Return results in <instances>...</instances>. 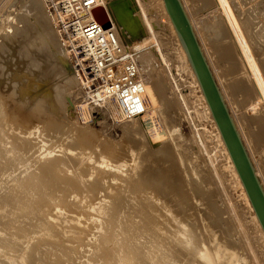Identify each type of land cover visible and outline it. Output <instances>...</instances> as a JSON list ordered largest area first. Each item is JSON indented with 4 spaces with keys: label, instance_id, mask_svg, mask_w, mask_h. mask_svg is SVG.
<instances>
[{
    "label": "rangeland",
    "instance_id": "obj_1",
    "mask_svg": "<svg viewBox=\"0 0 264 264\" xmlns=\"http://www.w3.org/2000/svg\"><path fill=\"white\" fill-rule=\"evenodd\" d=\"M20 1L21 0H0V26H2L3 23H5L7 21L8 13L11 12V10H13L15 13H19V14L23 13L24 5L26 6V4L28 3V0H25L24 2H22L23 0L21 1L22 4L24 3V5H22L20 3ZM183 1H184L183 2L184 6L187 7L186 10H187L188 14L190 15L191 20L194 21L192 23L194 24V27H195L194 28L195 29L194 30L195 34L197 36L198 42L200 43V46H202V48H204L203 49L204 56H205L207 62L210 61V62H208V65L210 66V69H211V71L213 73V76H214L215 80H217L216 83L218 82L217 84H218V86L220 88L221 95L225 96V97L223 96L224 100L227 99L225 101V103H226L227 106L229 105L228 108H229L230 113L232 114V116L234 118L233 121H234L235 124L237 123V125H238V127L240 129L241 136H242L246 146H248L247 143H249V145L251 146V148L248 146V149L250 151V155L252 157L253 163L256 164V165L260 164V167L261 166L264 167V163L262 162L263 161L262 160L263 159V154L260 155V154H258L256 152L257 151L256 147L263 146V148H264V141L261 139V132L262 131H263V137H264V125L258 126L257 127V133H255L256 132V127L255 128L251 127L249 125V123H245V122L242 121V118L240 116V111L242 110L243 106H242L241 102H237V99H241V97L238 96V94L240 92H238V93H236L235 95L232 96L231 93H230L231 91L229 89V86H227V85H229V82L233 83L235 81L236 77L229 76L228 73H226V72H224L225 76L221 74V70H222L221 67H223V65H221V64L223 62H220L219 58H216V56L218 57V55L215 52H213L214 51L213 49H214V47H216V44H217V46H222V47H225V45H226V43H224V41H222V42L225 45L224 44L222 45L221 42H220L221 40L218 41V39H214V38H218L217 37V32L219 30V25H217V23H218L219 20L216 21L218 16H219L218 9L215 6V4L211 5V4L206 3L203 0H183ZM229 2L231 3L233 10L235 12L240 13L241 14L240 17L242 19H244V20L246 19L245 21L250 23V25L252 27V31L254 32V34H253L254 40L252 41V43L254 45L253 51L255 52V56L257 57L260 65L262 66V69L264 71V16H263L264 15V10H262V9H264V7H263L264 6V0H229ZM205 4L206 5L208 4L207 5V10L205 9L206 7L203 6ZM132 5L134 6L135 11L143 10V11H146V13L147 12H151V13L155 14L154 17L151 20H149V21H147V20L145 21L144 19L138 20L137 23H136L137 24L136 25V30L137 31L135 30L134 33H131L130 35H128L125 38L126 41L127 40H132V42L130 44V47L133 48L134 50H136V52H137V58H138L139 65H140L141 70H142V75H143V77H144V79L146 81V87H147V89H146V102H147V105H146V111H145V113L142 116L131 118V119H128V121H127V120H122L123 117L121 115H119V113L117 112V110H116V108L114 106H110L107 110L106 109L105 110L104 109L103 110L102 109L93 110L92 108L88 107L85 104V101L83 99L84 97L82 95V91H81L80 85H79V87H77V86L76 87H71L70 83H73V81L69 80V82H68L66 79L63 78V77H65L64 75L61 76L62 77V78H60L61 81H60V79H58L59 82L57 81V79H53L54 80V82H53V80L51 81L48 78H45L44 81L42 82L43 84L47 85V84L53 82L54 85L55 84H59V87L60 86H62V87L59 88L57 91H54L55 92V93L53 92L54 94L52 93L53 94V96H52L53 98H49L50 97L49 96L46 99L42 98V100L38 99L37 101H33V103L29 104L30 106L27 105L29 107V110H28V107L24 106L25 104L23 105V103H19V105H17L18 104L17 101H19L21 99V97L19 98V94H20V96H22V94L24 93V89H25V87L23 85H20V83H18V82H20V79L25 77V76H29L30 79L31 78L35 79L34 78L35 76L32 75V74H31L32 76L30 74L27 75L26 74L27 73L26 70H24V69L22 70V68H19L18 70L20 72L17 70L18 72L15 71V72L11 73L9 78L4 81V83L5 82L6 83L8 82V83L7 84L5 83L6 85L4 84L5 88L4 87L1 88L2 89L1 93L3 95V102H5V106H7V104H8V106L4 107V104H3V108H4L3 112H7V111L9 112L10 110H12V111L15 110V112H13L14 116L13 115H9L10 117H8V112L3 116V117L7 116V117L4 118L5 122H4V120H1V121H3L5 123L6 127L0 121V128H1L0 130H2V132L0 131V137H1L0 138V142L4 143V144L0 143V147H2L1 148L2 150L3 149L6 150L5 148L9 149L12 146H15L13 144H16V143H13V142H16L18 140L20 141V140H22L21 137H25V136L28 139H30V144L31 143L32 144L35 143V144H34V146L31 144L32 148L30 147L28 151H22L23 155L20 154V152H18V151H17L18 153L15 152L16 153L15 156L17 155L16 158H19L20 160L16 159L15 156L12 157V151L8 152L9 154L6 153V155H5V157H7V158L9 157V160H10L9 161L10 162L9 165L10 164L11 165L10 166L8 165L7 169L4 168V170L5 169L6 170L5 171L2 170V173H0L1 174L0 175V180L3 179V178L5 179V181L9 179L8 182L6 181V183H5L4 180H2L1 183L2 184L5 183L6 186L3 187L2 189L0 187V189L2 190V191L0 190L2 192V193L0 192V208H1L0 210H2L0 212V223H1V221H3L1 223L3 228H2V226H0L1 227L0 228V231H1L0 235L2 234L1 236H7V235H4V234H8L9 233L10 229H8L9 228L8 226H10L9 223L12 221L11 219L13 218V217H11L12 215L10 216L9 214H6V217L4 216L5 213H6V209H7L8 212H10V210H12L11 209L12 207H13V209L15 207H17L16 208V212H18L17 210H19V211L21 210L19 208H21L20 206H22V205H20V204H22L23 202L20 203L19 199H14V198L12 199V197L11 198L9 197L12 194L13 195L15 194V196H16V194L18 192H20V190L14 189V187L17 185L16 180H19V181L21 179L24 180V178L26 179V177L32 176L31 173H33V176L29 177V179L31 181H33L31 178H34L35 176L37 178H39V177L42 178V179L35 178L36 180L34 181V183L35 182L36 183H40V182L42 183L43 181H45V179L47 180V178H51L52 179L51 182L55 181V184L54 183H50V181L48 180L49 183L52 184V185L49 186L50 189L48 188V190H47L48 192H46V193H51V194H54L55 196H61L62 199L64 198L65 200L71 201V202H75V201L78 202L79 200L80 201L85 200V201H82V202L79 201L80 205L82 203L81 208L80 207L78 208L76 205H71V207L69 206L70 208L74 207V208H72V210L70 208L66 207V209H69L71 212L65 209V211H67L68 214L69 213L72 214V213L76 212L75 213L76 214L75 215L76 216L75 217V222H73V223L72 222H66L67 221L66 220L67 219L66 215L63 216L61 219H58V220L52 218L54 220H53V222L52 221L50 222L51 226H53V224H54V226H55V224L57 225L56 222H59L60 224L62 222L63 225L62 224L61 225H62L63 228H59L60 231H62L63 229H65V230L68 229L67 233H66L67 236H66V234L64 235V238L68 239V243L66 245L65 244H63V245H64V247L67 246L69 248L66 247L67 250L65 251L64 250L65 248L63 247L62 244L59 243L58 240L55 241V240L51 239L54 242L55 245H58V244L60 245L58 247L57 246H53L54 244L52 242H51V244H45L46 247L43 246L44 243H40V242L38 243L37 242L38 243V244L36 243L37 244V246H36L37 249L38 250L40 249V251H42L41 249H43V251L46 252L47 249H44V248H48V251L46 253H47V255H50V256H47L46 254H43L44 252H40V251H38L35 248L36 251L33 250V252L35 254L40 252L41 254L38 253V256H36L32 252V256H34V260H35L36 263H34V260H33V263H31V264H41V263L42 264H44V263L45 264H49V263L50 264H54L55 262L53 260H55V261L58 260L55 264H57V263L58 264H86V263L87 264H103L102 260L97 259L95 257L96 256L95 252L99 253V251H97L95 248L93 249L92 246L95 247V245H91V244H95V240H97V238H99L100 236H102V235L103 236L110 235L111 232L115 236V238H117L116 240L119 242L121 240L120 238H122L123 235H124L123 231L126 230V229L125 230H123V229L125 227H127V226H130V224H132V223L141 224L142 221L144 222L148 218H151V220L153 222H155L157 219L159 220L161 218L160 214H163L162 212H165L164 215L168 214V216H169L172 211H175V209H177V205H176L177 202L174 203L175 200L173 201L170 198H166L167 199L166 200V199H164L165 197L164 198L162 197V200H165V201H163V202L157 201L158 200L157 198H159V200H161V196H162V194H160L162 192L159 191L160 188H161L160 186H162L161 191H162L163 188L164 189H168V188L169 189H171V188L175 189L174 187H178V189H181V191L183 189L184 190L183 192H185L187 190L184 194H185L186 200L188 199L189 203H187L188 201H186V203L188 204V205H186L187 206L186 209L188 211L185 210V212H186V214L187 213H189V214H188V218H187V215L184 212L183 216L180 214L181 216H178L176 219H178L179 217L180 218L182 217L181 218L182 221L184 219L186 221V222L184 221L185 223L183 222L182 224H186L187 223V224H189V226H187V227H191L192 226L190 229H193L192 231H186V233L188 232V233L191 234L192 238L190 237L189 234H188L189 237L188 236L185 237L186 236L185 233L184 234L183 233L180 234V232H182L183 230L182 231L180 230V232H179V236L180 237L182 235H184L183 237H185V238L181 237L182 239H185V240L187 239L188 240V238L189 239L191 238L190 241L188 240L189 241L188 246H186L188 248L182 247V249L184 248V250L187 249L186 252H184L182 250L183 253H187L188 250L189 251L195 250L194 251L195 254L193 256L190 255L191 257L189 256L190 259L189 258L186 259V261H187L186 263H188L189 260L190 261L191 260H195L197 264H199V263L202 264V262H203L202 260H204V261L207 260L206 262L210 261L209 264L210 263L211 264L212 263L215 264V262H216V264H221V263H223V264H264V242H263L264 239H263V236L261 235V233H260V231L258 229L259 227L257 226L254 218L252 217V213H251L250 207H248L249 203H248V201H247V199H246V197L244 195V192L242 190L241 185H239L240 183L238 182V180H237V178H236V176L234 174V171H233V168H232L231 163L229 161L228 155L226 154L225 150L223 149L222 142H220L218 136L216 135V131L214 129V126H213V124H211L212 122L209 121L210 117H209V114H207L208 112H207V109H206V105H205L204 99L202 100L200 95H199V89L197 87L195 79L193 78L190 65L188 64V62L186 60V56H185V54H184V52L182 50L180 42L177 39L175 31L173 30V27L170 24V21L168 20L167 13L162 10V7L160 5L159 0H134V4H132ZM208 6H210L211 8L208 7ZM212 6L214 8H212ZM17 8L18 9L21 8V9L18 10ZM210 9H212V10H210ZM210 11L211 12L213 11L214 13L211 14ZM260 11H262L263 13L260 12ZM93 13H94V11H93ZM147 14H148V16H150L149 13H147ZM215 17H217V18L215 19ZM214 24L218 28H216L214 26ZM211 30L213 32H215L216 35L214 33H212ZM261 30L263 32H261L259 34V31H261ZM2 39L3 38L0 37V40H2ZM211 51L213 52V54L211 53ZM210 53L212 54L211 56H210ZM217 59H218L219 63L217 62ZM67 63H68V60H67ZM211 64H212V67H211ZM68 68H70L71 71L73 72L71 61H70V66H69V63H68ZM46 79H47V81H46ZM62 79H64L65 81L64 80L62 81ZM220 79H221V81H220ZM14 82H15L16 86L13 85L14 87H12L11 84L14 83ZM63 82H64V84H63ZM17 86H19L20 89ZM70 87H71V89H70ZM222 87H223V90H225V89L227 90V91L225 90L226 92L224 91L225 94H223V92H222L223 91L221 89ZM225 87H227V88H225ZM72 88L74 90H76V91H74ZM76 88L79 89V90H77ZM15 89H17V90H15ZM5 90H7V91L5 92ZM22 90H23V92H22ZM25 91H26V89H25ZM11 92H12V95H11ZM27 94L28 93H26L25 95H27ZM227 94L229 95V97H228ZM16 95H17L18 98H16ZM6 96H8V98L11 97V96L12 97L15 96L14 97V101L15 102L13 101V99L11 97V98L8 99V103H7ZM58 97H60V98H58ZM230 98H231L232 101L230 100ZM4 99H6V100H4ZM58 99H59L60 104L63 105L64 107H61V106L57 105L58 103H56V102L58 101ZM235 99H236V104H235ZM10 100L13 101V102H11ZM242 100H243V97H242ZM62 101H63L64 104H62ZM227 101L229 102V104H228ZM164 102H165V104H164ZM14 104H16V105L13 108L12 106H14ZM20 104H21V106H20ZM38 105H40V107H42L43 110H42V108L38 109V107H37ZM166 105H167V107H166ZM16 106H17V109H16ZM31 106L34 107V109L37 107L35 109V111L37 110L36 113L38 111H40V110L42 111V112L40 111L41 115H39L40 114L39 112H38V114L35 113V115L38 116V118L40 117V119H36V116L34 115L35 111H34L33 108H31ZM21 108L23 109L22 111H21ZM31 109H33V110H31ZM18 110H20V111H18ZM24 110H25V112H24ZM27 110H28V112H27ZM12 111H10V112H12ZM110 111H112V113H113L112 116L109 114ZM16 112H19V114H20L19 117L17 116L18 113L16 114ZM31 112H33V113L31 114ZM43 112L45 114H43ZM94 112H96V113H94ZM25 113H28V114L30 113L29 114V118H31L32 120H29L27 118V119H24L22 121V119L25 118L23 115L28 117ZM106 113H108V114H106ZM144 115L145 116L147 115V116L145 117ZM11 116L13 118L14 117L17 118L18 121L16 120V118H14L16 120V124L14 123L15 121H14V119ZM20 116H23V117H20ZM30 116L34 117L35 120H33L34 118H32ZM43 116H45L46 118H44ZM47 116H49L51 118H49ZM148 116H149L150 119H148ZM168 116H169V118H168ZM208 117H209V119H208ZM43 119H46V120H43ZM147 119H148L149 122L147 121ZM6 120L8 122H6ZM51 120L52 121L54 120L53 123H55V125L53 123H51L53 125L50 124ZM24 121H26L28 123L25 122L26 123L25 124ZM42 121L44 122V124H43ZM150 121H152V123ZM153 122L155 124H153ZM242 122L244 124H242ZM13 123H14V125H16V127L13 126ZM17 123H18V125H17ZM21 123L23 125H25V127L27 129L26 128H22L21 127L22 126ZM47 124L50 127L53 126V128L55 130H53V128H50V127L46 126ZM57 124H58V126H57ZM61 124H62V126H61ZM142 124H145V125L142 127ZM19 125H20V127H18ZM119 125H122L124 127L122 128V126L120 127ZM9 126H11L12 130L7 128ZM58 127H60V128H58ZM125 127H127V129ZM152 127H153L154 130L152 129ZM5 128H7L8 131H10V132L4 133V130H5V132L7 130ZM143 128L145 130H143ZM24 129H26V130H24ZM140 129H142V130L140 131ZM150 129H152V131ZM21 130H22V132H21ZM126 130H128V131H126ZM253 130H255V132ZM23 131H27V132L25 133ZM162 131H164V133ZM11 132L13 134H11L10 137H9L8 135ZM130 132H131V134H130ZM158 132H159V135H157ZM17 133H18V136L20 135L19 137L17 136ZM151 133L155 134V136H153ZM13 135H15V136H13ZM129 135H131V136H129ZM245 135H246V137H245ZM150 136H152V137H150ZM4 137H5V139H4ZM93 137L95 138V141H94V144H92V146H91V143H92L91 142V138H93ZM123 137H124V139H123ZM126 137L128 138L129 141L127 140ZM130 137L132 138L131 140H130ZM139 137H141V138H139ZM102 138H103V140H102ZM79 139H80V141H79ZM5 140H6V142H5ZM106 140H107L108 143L109 142L111 144L115 143L116 147H119V143H120V148H119L117 154L120 152L119 155L123 154V157L125 156V158L123 159L122 156H121L122 157L121 158L120 156H118L116 154L117 155V156L115 155L116 157L113 156V158H114L113 161L114 162L117 161L116 164H119V162L120 163H124L123 167L125 169H122V168L120 169L122 174H124V175H126L127 173H128L127 175H129V173L131 174V171L129 169L132 170L133 166H135L136 164L138 165V163H136V162L138 161L139 158H141L139 156L143 155L144 157H146L148 159V161L150 159L153 160V163L151 162L152 163L151 165H153V166H151V169L154 168V170H152V172L154 171L153 173H155V174H153L151 172V169L148 168V170L150 169V171H148L149 172L148 176L150 177V180H151V177H152V180H154V179L162 176V177L158 178L157 180H154V181L151 180L152 182H154V185L152 184L153 189L150 186L149 187L143 186V187H145V188H143L141 184H140L141 186L137 184L138 180H136V178H137V175L139 173L133 171L134 170L133 169L132 172L133 173L135 172L136 178L135 179L134 178H130V182L128 180V182H129L128 185H129V189L130 190L127 189L128 191H126L125 193L121 192V195L125 194V196H126V194H127L126 198H128L129 202H128L127 199H125V200L122 199L123 202H121L122 200H120V199L122 197L121 198L119 197L120 198L119 201L122 203V205H123L124 201L127 202V203L125 202L124 205L125 204H128V205H125V206L123 205V207H121V205L119 206V204L117 205V203L116 204L112 203L113 206L110 204V209H109L110 215H107L109 213H106L105 215H103L98 210L100 208L99 205L101 204V202L103 203V201L106 198V197H104L105 194L107 195V192L102 190L103 188L105 189V186L104 187H99L98 186V188H100V189H98V188H96L97 186L94 187V185H91V183H92L91 181H93L95 179V177H94L95 175H92V174H90L88 172V170H89L88 166L89 165H97V163H95V162L97 160H101V157L103 155H108L109 157H111L110 156L111 154H107V153L102 151V145L104 144V142L106 143ZM142 140H143V142H142ZM8 141H9V143H8ZM256 141L258 142V144L255 146ZM10 142L13 143V144H11ZM87 142H88V144H87ZM97 144H98V146H97ZM122 144H125V145H122ZM138 144H141V147ZM129 145H131V146H129ZM132 145H133V147L134 146H138V149L135 147L137 150L135 148H133L134 150L133 149L128 150V148H130V147L132 148ZM167 145H169V147H166ZM37 148H40V149H37ZM139 148H140V150H139ZM163 148H164V151H163ZM168 148L172 150V154L173 155L172 154L171 155L173 157L171 155H168L171 152V150H169L170 152L168 153ZM42 150L44 152H42ZM126 150H127V152H126ZM137 151L140 152V153H138ZM141 151L144 152V153H142ZM102 153H105V154H102ZM19 154L21 156H19ZM99 154H101L102 156H100ZM146 154L147 155L150 154V155L147 156ZM31 155H33V159H32ZM69 155H71L72 158ZM46 156H49V157H46ZM58 156H59V158H58ZM64 156L66 158H64ZM136 156H137L138 159H135ZM158 156H159V158H157ZM39 157H40V159H39ZM76 157H77L78 160L76 159ZM93 157L96 158V159H94ZM119 157H120V159H119ZM163 157L164 158L173 159V160L175 159L174 162L176 163L175 164L176 167L172 168L173 169L172 170V169H170V166H168V171H167V163H168V161L166 162V160L163 159ZM170 157H172V158H170ZM26 158L28 159V161H26ZM46 158L48 160H51V161L53 159L56 160L55 161L56 163L61 164L60 167L65 165L64 167H62L63 169L62 168H58L61 171H59L58 169H56L58 171L55 170L56 174L58 175L57 177H56L55 171L54 172L52 171L54 174L50 170L48 171V169H49L48 165L46 166V167H48V169L47 168H38V167H40V165H39L40 163L39 162H41L42 160H45L46 163L50 162V161H47ZM56 158H58V159H56ZM79 158L81 159V161H79L80 160ZM14 159H16V160H14ZM35 159H37L38 161L35 160ZM126 159H128V161L130 159V161H129L130 163ZM58 160H60L61 163ZM3 161H5V160H3ZM11 161H14V162L11 163ZM15 161H17L18 164ZM18 161L20 162V164H19ZM64 161H66V163ZM72 161H73V163H72ZM74 161H75L76 164L74 163ZM78 161L80 163H78ZM156 161H158V162L156 163ZM160 162H162V163L164 162V165L166 163L165 167L161 166L162 164ZM70 163H72V164H70ZM22 164H24V165H22ZM130 164H132V166ZM156 164H159L160 169H157L156 166H158V165H156ZM70 165H72V166H70ZM82 165L84 167L86 166L87 170ZM126 165L128 166V168L126 167ZM13 166H15V168ZM79 166H81V168ZM23 167H25V168H23ZM82 167H83V169H82ZM77 168L80 171L82 170L81 172H83L85 170L83 172L84 175L81 174V172H78L79 170ZM39 169H41V170H39ZM260 169L264 170V168H260ZM8 170H9L10 173L9 172L7 173ZM128 170L130 172H128ZM39 171L41 173L44 172L43 173L44 175L42 174L43 177L40 176L41 174H40ZM47 171L51 172V173H48ZM169 171H173L171 175H169V173H170ZM3 172H6V174H4ZM85 172L87 174L89 173L90 175L89 174L86 175ZM158 172H160V173L163 172V173L161 175L159 173V175H160L159 176ZM166 172H168V174H166ZM34 173H35V175H34ZM63 173L64 174L66 173V174L64 175ZM150 173H152L153 176H155V177L153 178V176ZM2 174H3V177H2ZM36 174H40V175L37 176ZM73 174H75V176ZM175 174H176V176H175ZM66 175H68V176H66ZM44 176H46V177H44ZM53 176H55L56 178H54ZM60 176L62 178L64 177L62 181L59 180V178L62 179ZM71 176H72L73 179H71ZM13 177H14V179H13ZM15 177H17V178H15ZM19 177H20V179H19ZM67 177H70V178H67ZM175 177H177V179ZM262 177H263V181H262L263 183L262 184L264 185V175ZM43 178H44V180H43ZM76 178H78V179H76ZM87 178H89V179H87ZM53 179H55V180H53ZM68 179H70V181L72 180L71 182L75 181V183L73 182L71 184V182ZM10 180H12V181L10 182ZM37 180L38 181L41 180V181L38 182ZM77 180H79L80 182L77 181ZM19 181H18V184H20ZM68 181L70 183H68ZM86 181H88V182L86 183ZM164 181H165V183H166V181L168 183L164 184ZM203 181H205V182H203ZM77 182H79V186H81V187L78 188V183ZM169 182H170V184H169ZM11 183H13V185ZM14 183H16V184L14 185ZM63 183H64V186H63ZM56 184H58V185L56 186ZM67 184L69 186L70 185L71 186L69 187ZM75 184H76V186H75ZM89 184L91 185V187L93 186L94 189L93 188L91 189ZM123 184H124V181H121V183L119 182L118 185L122 186ZM133 184H134V186H133ZM155 184L157 186L159 185L158 186L159 190L156 189L157 186ZM54 185H55L56 188L58 187L57 191H56V188L53 187ZM72 185L75 186V187L73 188ZM165 185L167 186V188H166ZM60 186H62V187H60ZM154 186H155V189H154ZM51 187L55 191L52 192ZM59 187L61 189H59ZM68 187H69V189H67ZM200 187L203 188V189H200ZM70 188H71V191H70ZM149 188H150V190H149ZM72 189L79 190V192H80V189H81V192L83 191V193L81 194V192H80V194L78 195L76 192H74V190L72 191ZM88 189H89V194L90 195H88ZM144 189H145V192H144ZM49 190H51V191H49ZM66 190H67V192H65ZM94 190H96V191H94ZM120 190L123 191L124 190L123 187L122 188L120 187ZM146 190H147V192H146ZM152 190H153V195L151 197L152 193H148V192H151ZM155 190H158V191H156L157 193L155 192ZM201 190L206 191V194L204 192H202ZM68 191L70 192V194H69ZM138 191L140 192V194L136 195L135 193H137ZM21 192L19 194H21ZM94 192H96V194ZM142 192H144L146 194H143ZM201 192H202V194H201ZM65 193H67V194H65ZM91 193H92L93 197L91 196ZM103 193H105V194H103ZM155 194H156V196H154ZM158 194H160L161 196H159ZM200 194H201V196H200ZM129 195H130V197H129ZM142 195H144V196L142 197ZM157 195H158V197H157ZM186 195H188V196H186ZM5 196L8 198V200L7 199L4 200V198H6ZM72 196L73 197L75 196V197L73 198ZM88 196H90V198ZM99 196L100 197L103 196V197L100 198ZM145 196H147V197H145ZM80 197H81L82 200L80 199ZM98 197H99L100 201H99ZM75 198L78 199V200H76ZM91 198H92V201L94 202L93 205H92V201L90 200ZM102 198H104V199H102ZM130 198H133V199L131 200ZM203 198H204V200H203ZM6 200H7V202H6ZM14 200L17 201V206H15L16 202ZM106 200H110V202H114V203H115V201H117V200L113 201L110 198L106 199ZM133 200H134V202H133ZM144 200H148V201H146V203L149 202V201L152 202V203L151 202H149V203L152 204L153 210L151 209V207L150 208L146 207L147 210H148V213H147L146 208H143L144 206L139 207L140 205H143L145 203ZM11 201H13V203ZM136 201L139 202V205H136V204H138V202L136 203ZM141 201H143V202H141ZM84 202L87 205L83 204ZM153 202H155L156 204L153 203ZM158 202L163 203V206H164V204H165V206L167 204V203H164V202H168V204L170 203L169 204V209L166 211L165 209H163L162 204H160ZM8 204H10L12 206H10ZM151 204H150V206H151ZM158 204H160V206ZM168 204H167V207H168ZM83 205L86 206V207H83ZM91 205H92V207H91ZM97 206L99 208H97ZM111 206L112 207L116 206L117 208L116 207L115 208L118 211L121 210V212H122V213L119 212L117 215H115V216H122V217H120L117 220L118 222H116L115 218L112 217V216H114V213L117 212V211H116L115 208L111 209L112 208ZM156 206H158V207H156ZM170 207H171V209H170ZM54 208H58L56 210H59L60 207L55 206ZM77 208L79 209V211H78ZM118 208H120V209H118ZM133 208H135V209H133ZM141 208L146 210V212L144 210H141ZM154 208L155 209L159 208L160 210L162 208L163 211L161 210L162 212L160 213L159 209L157 211V210H154ZM22 210H25V211L23 212ZM22 210H21L20 213H23V214L27 211L26 208H24V207L22 208ZM170 210H172V211H170ZM210 210L215 211L217 214L214 213L213 211H210ZM14 211H15V209H14ZM111 211H113V212H111ZM142 211H143V213H142ZM149 211L150 212L152 211L153 212L152 214H154V215H155V211L158 214H156L154 216L151 213H149ZM208 211H210L211 216L208 213ZM217 211H219L220 213L217 212ZM166 212H167V214H166ZM205 212H206L207 215L204 214ZM211 212H213V213H211ZM1 213H3V214H1ZM52 213L55 214V211L54 212L52 211ZM97 213H98V215H97ZM131 213L133 214L134 217L131 215ZM119 214H122V215H119ZM146 214L147 215L150 214L152 216L149 215V217H148ZM173 214H176V213L174 212ZM192 214H193V216H192ZM214 214L216 215V217H215ZM1 215H2V218H1ZM129 215H131V217ZM141 215H144L145 217H143ZM20 216H21V214H20ZM190 216H192V217H190ZM213 216L215 218H217V219H214ZM156 217H158V218H156ZM183 217H184V219H183ZM5 218H7V219L9 218L8 219L9 223L7 222V220H5ZM76 218H79V219L76 220ZM110 218H112V220ZM21 219L23 220L24 218H21ZM213 219H214V222H213ZM55 220H56V222H55ZM78 220H80V221H78ZM113 220H115V221H113ZM215 220H217V223H216ZM112 221L115 224V226H114L115 228L112 227L113 228L112 231H108L107 230V232H106L105 229H106V226H107L108 222H112ZM126 221H127V223H126ZM128 221H129L130 224L128 223ZM174 222L177 223L176 221H174ZM74 224L78 228L80 227V233H81V236H79V240L77 238L75 241L72 239L73 230H74V226L73 225ZM6 225H8V226H6ZM66 225H68V226H66ZM84 225H86V226H84ZM109 225H110V223L108 224V227H109ZM122 225L124 226L123 228H122ZM176 225H178V224H176ZM176 225L175 224L174 225H169L170 227L169 226L168 227L170 229H174L175 228L173 231L176 233V231H175V230H177L176 229L177 228ZM103 226H105V227H103ZM178 227H180V226H178ZM5 228H7L8 230H6ZM197 228H199V229H197ZM1 229H4L3 230L4 232ZM36 230H37V232H39L40 228H36ZM69 230H71V232ZM75 230H76V228H75ZM91 231H92V233H90ZM98 233L99 234L101 233V234L99 235ZM225 233H226V235H225ZM35 235H36L37 238L40 237L39 239L41 240L40 233L39 234L36 233ZM140 235H141V239L142 240H140ZM140 235L137 234V236H136L137 239L133 240V238H131L132 240L130 239V241H137V242H135V244L137 245V243H138L137 247H139V245H140L141 247H139V248L140 249L142 248L141 249L142 251H144V250L146 252H150L151 251L150 254L158 252V250L155 251L153 246L150 245V243H149L150 241L149 240L151 238L148 239V238L144 237V235H142V234H140ZM227 237H229V239ZM37 238L35 240H37ZM143 238H145V239H143ZM146 239H147V241H146ZM69 240H72V241L70 242ZM80 240H82V241H80ZM85 241L86 242L88 241L87 244H86ZM138 241H140V242H138ZM55 242H57V243H55ZM147 243H149V244H147ZM112 244L113 243H111V246H110L109 249H111V247H112V249H116L118 247L117 245H115V247L113 248ZM49 245H50V247H48ZM77 245L78 246L80 245V246L78 247ZM194 245L196 246V248H198L197 250H199L197 253L198 254H202V255L196 254L197 250H196ZM129 246H130V244H129ZM191 246H192V248H191ZM53 247H54V249H53ZM56 247L58 249H56ZM76 247H78V248H76ZM193 247L195 249H193ZM190 248H191V250H190ZM215 248H216V250H215ZM60 249H62V252H61ZM69 249L70 250L72 249L71 250L72 252H70ZM17 250L22 251L23 248H19ZM59 250H60V253H59ZM50 251H52L54 253H51ZM182 251H180V252L182 253ZM200 251H202V252L199 253ZM73 252L75 254H71ZM77 252H79V254ZM85 252L87 254H89V255L85 254ZM16 254L12 258L13 260H16V261H14V263L15 264H22V261H23L22 257L18 256L19 253L17 255ZM82 254H84V255H82ZM209 254H210V257H209ZM58 255H61L60 257H63V258L60 259ZM207 257L210 258L209 261H208ZM39 258H41V259H39ZM64 258H66V259H64ZM205 258H206V260H205ZM147 259H148L147 257H143L142 261L145 260L144 261V262H146L145 264H148L147 263ZM39 260H41V261H39ZM48 260H50V261H48ZM60 260H62V261H60ZM68 261H70V262H68ZM144 262H143V264H144ZM153 262H154V260L152 261V263ZM191 262H194V261H191ZM191 262H190V264H192ZM206 262L204 264H207ZM114 263H116V262H114ZM194 264H195V262H194Z\"/></svg>",
    "mask_w": 264,
    "mask_h": 264
},
{
    "label": "bare ground",
    "instance_id": "obj_2",
    "mask_svg": "<svg viewBox=\"0 0 264 264\" xmlns=\"http://www.w3.org/2000/svg\"><path fill=\"white\" fill-rule=\"evenodd\" d=\"M22 1V0H21ZM20 1V3L22 4V2H24L25 0H23L22 2ZM103 1V3H101V5L102 6H104L105 7V11H106V17L107 16H109V18L111 19V22L116 26V28H118V33H119V36H120V38H121V40L123 41V43L126 45V46H130V44L129 43H126V40H125V38L128 36V35H130L131 33H134L135 32V30H136V23H137V21L138 20H140V19H144L145 21L147 20V21H149V20H151L153 17H154V15L155 14H153V13H151V12H147V13H149V15L150 16H148V14L146 13V11H143V10H140V11H135V8H134V6L132 5V4H134V0H102ZM181 1V3H182V5H183V7H184V10H185V12H186V14H187V16H188V18H189V20H190V23H191V25H192V28H193V30H195L194 28V24L192 23V22H194V21H192L191 20V18H190V15L188 14V12H187V10H186V8L187 7H185L184 6V1L183 0H180ZM203 1H205L206 3H208V4H211V5H213V4H215V6L217 7V9H218V14H219V16H218V18L217 17H215V19L217 18V20L216 21H218V23H217V25H219V30H218V32H217V37L218 38H214V39H218V41L219 40H221L220 42H221V44L223 45L224 43H226V45H225V47H222V46H217V44H216V47H214V51L213 52H215L217 55H218V57L216 56V58H219V60H220V62H223L221 65H223V67H221L222 68V70H221V74L222 75H224L225 76V73L224 72H226V73H228V75L229 76H232V77H236L235 78V81L232 83H230L229 82V85H227V86H229V89H230V93H231V95L233 96V95H235L236 93H238V92H240L239 94H238V96H240L241 97V99H237V102H241V104H242V110L240 111V116H241V118H242V121L243 122H245V123H249V125L251 126V127H256V132H255V130H253L255 133H257V127L258 126H262V125H264V71H263V69H262V66L260 65V63H259V61H258V59H257V57L255 56V52L253 51V47H254V45H253V43H252V41L254 40V38H253V34H254V32L252 31V27H251V25H250V23L249 22H246L244 19H242L241 17H240V13H238V12H235L234 10H233V8H232V5H231V3L229 2V0H203ZM27 2V1H26ZM159 2H160V5H161V7H162V10L164 11V12H166L167 13V15H168V20L170 21V24L172 25V27H173V30L175 31V34H176V36H177V39H178V41L180 42V44H181V47H182V50H183V52H184V54H185V56H186V60H187V62H188V64L190 65V68H191V71H192V75H193V78L195 79V81H196V84H197V87H198V89H199V95H200V97H201V99L203 100L204 99V102H205V105H206V109H207V114H209V117H210V119H209V117H208V119H209V121H211L212 123L211 124H213V126H214V129H215V131H216V135L218 136V138H219V140H220V142H222V145H223V149L225 150V152H226V154L228 155V158H229V161H230V163H231V166H232V168H233V171H234V174H235V176H236V178H237V180H238V182L240 183L239 185H241V187H242V190H243V192H244V195H245V197H246V199H247V201H248V203H249V206L248 207H250V210H251V213H252V217L254 218V220H255V222H256V224H257V226L259 227L258 229H259V231H260V233H261V235L263 236V239H264V230H263V228H262V225H261V223H260V221H259V219H258V217H257V215H256V212H255V210H254V208H253V206H252V204H251V201H250V199H249V197H248V194H247V192H246V189H245V187H244V184H243V182H242V180H241V178H240V175H239V173H238V171H237V169H236V167H235V165H234V162H233V160H232V158H231V156H230V153H229V151H228V148H227V146H226V144H225V142H224V140H223V138H222V135H221V133H220V130H219V128H218V125H217V123H216V121H215V119H214V117H213V115H212V112H211V110H210V107H209V104H208V102H207V99H206V97H205V95H204V92H203V90H202V87H201V84H200V82H199V80H198V77H197V75H196V72H195V70H194V68H193V65H192V63H191V60H190V58H189V56H188V52H187V50H186V48H185V46H184V44L182 43V40H181V38H180V36H179V34H178V32H177V30H176V28H175V26H174V23H173V21H172V19H171V17L169 16V14H168V12H167V10H166V7H165V3H164V0H159ZM255 3V2H254ZM143 4V3H142ZM207 4V5H208ZM258 4V3H257ZM22 5H24V3L22 4ZM146 5V4H145ZM149 5V4H148ZM207 5L205 4V5H203V6H205L206 8V10H207ZM21 6V5H20ZM202 6V7H203ZM208 7H210V6H208ZM264 7V6H263ZM211 8V7H210ZM212 8H214L213 6H212ZM258 8V7H257ZM18 9V8H17ZM19 9H21V8H19ZM18 9V10H19ZM104 9V8H103ZM209 9V8H208ZM15 10V9H14ZM210 10H212V9H210ZM214 10V9H213ZM262 10H264V9H262ZM17 11V10H16ZM205 11V10H204ZM217 11V10H216ZM211 12V11H210ZM260 12H262V11H260ZM212 13H214L213 11L211 12V14ZM263 13V12H262ZM14 14V15H13ZM216 14V13H215ZM94 15V14H93ZM263 15V14H262ZM214 16V15H213ZM216 16V15H215ZM264 16V15H263ZM95 18V17H94ZM108 18V17H107ZM156 18V17H155ZM212 19V18H211ZM248 21V20H247ZM212 23V22H211ZM214 23V22H213ZM216 24V23H215ZM215 24H214V26H215ZM213 26V27H214ZM1 28H0V37H2L3 39L2 40H0V121L1 120H4V118L5 117H7V116H5V117H3L7 112H3V104H4V107H7L8 106V99L9 98H11V97H9L8 98V96H6V98H7V106H5V102H3V95H2V93H1V91H2V89L1 88H3L4 87V84L6 83H4V81L6 80V79H8L9 78V76L11 75V73H13V72H15V71H17L19 68H22V70L24 69V70H26V74L28 75V74H32V75H34L35 77V79H30L29 78V76H25V77H23V78H21L20 79V82H18V83H20V85H23L24 87H25V89H26V91H25V89H24V93L22 94V96H20V94H19V98L21 97V99L19 100V101H17L18 102V104L17 105H19V103H23V105L24 106H27V105H29V104H31V103H33V101H37L38 99H41L42 100V98H44V99H46V98H48L49 96V98H53L52 96H53V94L55 93L54 91H57L59 88H61L62 86H60L59 87V84H53V82H54V80L53 79H57V81H58V79H60V78H62L61 76H65V77H63L64 79H66L68 82H69V80L70 81H73V83H70L71 84V87H79V85H80V87H81V91H82V86H81V83L77 80V78L75 77V75H74V73L71 71V67L70 68H68V63H69V66H70V59H69V55H68V53H67V51L66 50H64L61 46H60V42H59V39H58V35H57V33H56V31L54 30V28H53V26H52V24H51V21H50V19H49V17H48V15H47V13H46V10H45V8H44V4H43V1L42 0H28V3L26 4V6L24 5V9H23V13H21V14H19V13H15L13 10H11V12H9L8 13V16H7V21L5 22V23H3V25L2 26H0ZM138 27V26H137ZM216 28H218L217 26H215ZM214 30V29H213ZM137 31V30H136ZM212 31V30H211ZM195 32V31H194ZM261 32H263L262 30L261 31H259V34L261 33ZM212 33H214L215 34V32H213L212 31ZM213 34V35H214ZM196 35V34H195ZM216 35V34H215ZM197 37V36H196ZM214 37V36H213ZM216 37V36H215ZM222 41H224V43L222 42ZM214 42V41H213ZM217 42V41H216ZM200 44V43H199ZM220 44V45H221ZM201 47V49H202V51H203V49L204 48H202V46H200ZM211 47V46H210ZM209 47V48H210ZM209 52V51H208ZM213 52L211 51V53L213 54ZM203 53H204V51H203ZM210 53V56L212 55ZM215 55V54H214ZM207 57V56H206ZM214 57V56H213ZM208 58V57H207ZM215 58V59H216ZM214 59V58H213ZM67 60H68V63H67ZM209 60V59H208ZM137 62H138V65H139V61H138V58H137ZM208 62H210V61H208ZM217 62L219 63V61H218V59H217ZM217 64V63H216ZM139 67H140V65H139ZM210 67V66H209ZM211 67H212V64H211ZM21 70V71H22ZM19 71V70H18ZM17 71V72H18ZM140 71H141V74H142V70H141V67H140ZM219 71V70H218ZM20 72V71H19ZM215 72V71H214ZM220 73V72H219ZM20 74V73H19ZM213 74V73H212ZM216 74V73H215ZM218 74V73H217ZM31 75V76H32ZM220 75V74H219ZM221 75V76H222ZM143 76V75H142ZM216 76V75H215ZM218 76V75H217ZM220 76V77H221ZM16 77V76H15ZM219 77V78H220ZM12 78V77H11ZM45 78H48L49 80H53V82H51V83H49V84H47V85H45V84H43L42 82L44 81V79ZM64 79H62V81L64 80ZM217 79V78H216ZM231 79V78H230ZM16 81V80H15ZM46 81H47V79H46ZM60 81H61V79H60ZM65 81V80H64ZM217 81V80H216ZM220 81H221V79H220ZM11 82V81H10ZM59 82V81H58ZM8 83V82H7ZM6 83V84H7ZM218 83V82H217ZM222 83V82H221ZM5 84V85H6ZM63 84H64V82H63ZM62 84V85H63ZM66 84V83H65ZM224 84V83H223ZM12 85V87H14V86H16V84H15V82L14 83H12L11 84ZM14 85V86H13ZM68 85V84H67ZM218 85V84H217ZM221 85V84H220ZM226 85V84H225ZM224 85V86H225ZM22 86V87H23ZM222 86V85H221ZM220 86V87H221ZM223 86V87H224ZM18 88H19V86H17ZM71 87H70V89H71ZM219 87V86H218ZM223 87L221 88L222 90H223ZM5 88V87H4ZM67 88V87H66ZM225 88H227V87H225ZM7 89V88H6ZM20 89V88H19ZM73 89V88H72ZM77 89V88H76ZM13 90V89H12ZM11 90V91H12ZM15 90H17V89H15ZM14 90V91H15ZM74 90V89H73ZM77 90H79V89H77ZM219 90H220V88H219ZM226 90V89H225ZM225 90H223L222 92H223V94H225V92L227 91H225ZM7 90H5V92H6ZM67 91V90H66ZM74 91H76V90H74ZM73 91V92H74ZM225 91V92H224ZM229 91V90H228ZM10 92V91H9ZM13 92V91H12ZM12 92H11V95H12ZM22 92H23V90H22ZM21 92V93H22ZM54 92V93H53ZM64 92V91H63ZM221 92V91H220ZM15 93V92H14ZM13 93V94H14ZM17 93V92H16ZM26 93H28L27 95H25ZM53 93V94H52ZM59 93V92H58ZM8 94V93H7ZM6 94V95H7ZM17 94V95H18ZM57 94V93H56ZM17 95H16V98H18L17 97ZM63 95V94H62ZM228 95V94H227ZM10 96V95H9ZM58 96V95H57ZM224 96V95H223ZM222 96V98H223V100H224V97ZM14 97L15 96H13L12 97V99H13V101H14ZM63 97V96H62ZM61 97V98H62ZM83 97H84V95H83ZM228 97H229V95H228ZM242 97H243V100H242ZM58 98H60V97H58ZM63 99V98H62ZM84 99V101H85V104L88 106V107H90V108H92L93 110H97V109H95L96 108V106H95V104H94V102H92L91 100H90V97H84L83 98ZM4 100H6V99H4ZM18 100V99H17ZM227 100V99H226ZM226 100H224V102L226 101ZM230 100H231V98H230ZM11 101V100H10ZM13 101H11V102H13ZM66 101V100H65ZM232 101V100H231ZM10 102V103H11ZM15 102V101H14ZM40 102V101H39ZM228 102V101H227ZM36 103V102H35ZM56 103H58L57 105H59V106H61V107H64L63 105H61L60 104V102H59V99H58V101L56 102ZM231 103V102H230ZM37 104V103H36ZM39 104V103H38ZM62 104H64L63 103V101H62ZM66 104V103H65ZM164 104H165V102H164ZM226 104V103H225ZM228 104H229V102H228ZM235 104H236V99H235ZM13 105V104H12ZM11 105V106H12ZM15 105L16 104H14V106H12L13 108L15 107ZM22 105V106H23ZM42 105V104H41ZM204 105V106H205ZM20 106H21V104H20ZM19 106V107H20ZM23 106V107H24ZM30 106V105H29ZM33 106V105H32ZM31 106V108H33L34 109V107H32ZM44 106V105H43ZM105 107H104V110L106 109H108L110 106H114V102L113 101H106V104L104 105ZM227 106V105H226ZM229 106V105H228ZM228 106H227V108H228ZM22 107V108H23ZM28 107V106H27ZM38 107V109L40 108H42V107H40V105H38L37 106ZM36 107V108H37ZM166 107H167V105H166ZM12 108V109H13ZM21 108V111L23 110ZM35 108V109H36ZM45 108V107H44ZM16 109H17V106H16ZM19 109V108H18ZM26 109V108H25ZM33 109H31V110H33ZM35 109H34V111H35ZM28 110H29V107H28ZM28 110H27V112H28ZM42 110H43V108H42ZM46 110V109H45ZM64 110V109H63ZM5 111V110H4ZM10 111H12V110H10ZM8 112V117H10L9 115H13V112H15V110L14 111H12V112ZM17 111V110H16ZM18 111H20V110H18ZM37 111V110H36ZM36 111L34 112V115H35V113H36ZM41 111V110H40ZM40 111H38L39 113H40ZM228 111H229V113H230V110H229V108H228ZM24 112H25V110H24ZM38 112L36 113V114H38ZM42 112V111H41ZM165 112V111H164ZM167 112V111H166ZM232 112V111H231ZM18 113V117H19V112H16V114ZM21 113V112H20ZM33 112H31V114H32ZM64 113V112H63ZM15 114V113H14ZM28 117H26L25 115H23L25 118H23L22 119V121L24 120V119H29V120H32L31 118H29V114L28 113H25ZM43 114H45L44 112H43ZM48 114V113H47ZM106 114H108V113H106ZM109 114L112 116L113 115V113H112V111H110L109 112ZM165 114V113H164ZM169 114V113H168ZM33 115V116H34ZM39 115H41V113L39 114ZM65 115V114H64ZM167 115V114H166ZM14 116V115H13ZM16 116V115H15ZM23 116H20V117H23ZM36 116V115H35ZM46 116V115H45ZM45 116H43L44 118H46ZM145 116V115H144ZM147 116V115H146ZM145 116V117H146ZM230 116H231V118H232V120H234V118H233V116H232V114L230 113ZM3 117V118H2ZM12 117V116H11ZM30 117H32V116H30ZM47 117H49V116H47ZM53 117V116H52ZM106 117V116H105ZM207 117V116H206ZM2 118V119H1ZM13 118V117H12ZM14 118H16V117H14ZM13 118V119H14ZM32 118H34V117H32ZM49 118H51V117H49ZM168 118H169V116H168ZM10 119V118H9ZM19 119V118H18ZM36 119H40V117L38 118V116H36ZM42 119V118H41ZM146 119V118H145ZM148 119H150L149 118V116H148ZM148 119H147V121H148ZM166 119V118H165ZM11 120V119H10ZM16 120H17V118H16ZM16 120L14 119V123L16 124ZM33 120H35V118L33 119ZM43 120H46V119H43ZM56 120V119H55ZM122 120H127L128 121V119H124V118H122ZM18 121V120H17ZM21 121V122H22ZM48 121V120H47ZM54 121V120H53ZM53 121L51 120V122H50V124L51 123H53ZM146 121V122H147ZM208 121V120H207ZM2 122V124L5 126V120H4V122L3 121H1ZM6 122H8L7 120H6ZM20 122V121H19ZM26 121H24V123H25ZM30 122V121H29ZM43 122V121H42ZM132 122V121H131ZM149 122V121H148ZM151 123H152V121H150ZM234 122V121H233ZM242 122V124H244ZM14 123H13V126L14 127H16V125H14ZM26 123H28V122H26ZM25 123V124H26ZM32 123V122H31ZM61 123V122H60ZM158 123V122H157ZM208 123V122H207ZM8 124V123H7ZM10 124V123H9ZM12 124V123H11ZM22 124V123H21ZM20 124V125H21ZM43 124H44V122H43ZM54 125H55V123H53ZM53 124H51V125H53ZM124 124V123H123ZM148 124V123H147ZM153 124H155L154 122H153ZM17 125H18V123H17ZM20 125L18 126V127H20ZM28 125V124H27ZM65 125V124H64ZM137 125V124H136ZM145 124H142V127L144 126ZM149 125V124H148ZM206 125V124H205ZM234 125H235V127H236V129H237V131H238V133H239V135H240V138H241V140H242V143H243V145H244V147H245V150H246V153H247V155H248V158H249V161H250V163H251V166H252V168H253V172H254V174H255V176H256V178H257V180H258V182H259V185H260V187H261V189H262V192H263V194H264V185L262 184L263 182V175H264V170H262V169H260V168H264V167H260V164H258V165H256V164H254L253 163V160H252V157H251V155H250V151H249V149H248V146L251 148V146L249 145V143H247L248 144V146H246V144L244 143V140H243V138H242V136H241V133H240V129H239V127H238V125H237V123L235 124L234 123ZM237 125V126H236ZM24 126V127H23ZM46 126H48V127H50L48 124L46 125ZM57 126H58V124H57ZM61 126H62V124H61ZM120 127L122 126V125H119ZM152 126V125H151ZM158 126V125H157ZM156 126V127H157ZM6 127V126H5ZM10 127V128H9ZM9 127H7L8 129H10V130H12L11 129V126H9ZM13 127V128H14ZM17 127V128H18ZM22 128H26L25 127V125H23L22 124V126H21ZM66 127V126H65ZM124 126H122V128H123ZM155 127V128H156ZM7 128H5V129H7ZM21 128V129H22ZM50 128H53V126H51ZM49 128V129H50ZM58 128H60V127H58ZM57 128V129H58ZM126 129H127V127H125ZM145 128V127H144ZM143 128V130H145ZM150 128V127H149ZM159 128V127H158ZM1 129V128H0ZM8 129L6 130V132H5V130H4V133H7V132H10V131H8ZM27 129V128H26ZM26 129H24V130H26ZM152 129H153V127H152ZM152 129H150L151 131H152ZM213 129V130H214ZM53 130H55L54 128H53ZM142 129H140V131H141ZM154 130V129H153ZM158 130V129H157ZM1 132H2V130H0ZM126 131H128V130H126ZM21 132H22V130H21ZM23 132H27V131H23ZM38 132V131H37ZM122 132V131H121ZM160 132V131H159ZM159 132H158V134L157 135H159ZM163 133H164V131H162ZM40 133V132H39ZM150 133V132H149ZM157 133V132H156ZM3 134V133H2ZM11 134H13L12 132L8 135L9 137H10V135ZM130 134H131V132H130ZM147 134V133H146ZM152 134V133H151ZM162 134V133H161ZM4 135V134H3ZM6 135V134H5ZM39 135V134H38ZM74 135V134H73ZM128 135V134H127ZM153 136H155V134H152ZM13 136H15V135H13ZM17 136H18V133H17ZM20 136V135H19ZM18 136V137H19ZM62 136V135H61ZM124 136V135H123ZM129 136H131V135H129ZM141 136V135H140ZM142 137V136H141ZM141 137H139V138H141ZM144 137V136H143ZM149 137V136H148ZM150 137H152V136H150ZM245 137H246V135H245ZM1 138V137H0ZM77 138V137H76ZM80 138V137H79ZM94 138V137H93ZM93 138H91V146H92V144H94V141H95V138L93 139ZM127 138V137H126ZM147 138V137H146ZM4 139H5V137H4ZM19 139V138H18ZM21 139L22 140H18V141H16V142H13V143H16V144H13V143H11V144H13V145H15V146H12L11 148H9V149H7V148H5L6 150H2L1 148L2 147H0V173H2V170L3 171H5L6 169H7V166L9 165V157L7 158V157H5V155H6V153H8V152H11L12 151V157L13 156H15V152H20V154H22L23 152L22 151H28L29 150V148L31 147L32 148V145L34 146V144H30V139H28L26 136L25 137H21ZM32 139V138H31ZM123 139H124V137H123ZM132 138L130 137V140H131ZM150 139V138H149ZM261 139L264 141V137H263V131L261 132ZM83 140V139H82ZM102 140H103V138H102ZM127 140H128V138H127ZM147 140V139H146ZM52 141V140H51ZM79 141H80V139H79ZM89 141V140H88ZM129 141V140H128ZM127 141V142H128ZM5 142H6V140H5ZM32 142V141H31ZM41 142V141H40ZM83 142V141H82ZM142 142H143V140H142ZM248 142V141H247ZM1 144H4V143H2V142H0ZM8 143H9V141H8ZM49 143V142H48ZM60 143V142H59ZM118 143V142H117ZM140 143V142H139ZM71 144V143H70ZM87 144H88V142H87ZM142 144V143H141ZM141 144H138L140 147H141ZM146 144V143H145ZM258 144V142L256 141V144H255V146ZM76 145V144H75ZM86 145V144H85ZM118 145V144H117ZM122 145H125V144H122ZM121 145V146H122ZM127 145V144H126ZM4 146V145H3ZM11 146V145H10ZM46 146V145H45ZM87 146V145H86ZM97 146H98V144H97ZM129 146H131V145H129ZM7 147V146H6ZM37 147V146H36ZM77 147V146H76ZM75 147V148H76ZM124 147V146H123ZM122 147V148H123ZM137 148L138 149V146H134L133 147V145H132V148L130 147V148H128V150H130V149H133V148ZM162 147V146H161ZM166 147H169V145H167ZM253 147V146H252ZM4 148V147H3ZM119 148H120V143H119V147H116L115 146V143H108L107 142V140H106V143L104 142V144L102 145V151L103 152H105V153H107V154H111L110 156L111 157H109L108 155H101V154H99L100 156H102L101 157V160H97L95 163H97V165H89L88 167V172L90 173V174H92V175H95L94 177H95V179L93 180V181H91L90 183H91V185H94V187H96V188H98V186L99 187H104L105 186V189L103 188L102 190H104L105 192H107V195L105 194V193H103V194H105V196L104 197H106L105 198V200L103 201V203L101 202V204L99 205V207L97 206V208H99L98 210H99V212L100 213H102L103 215H105L106 213H109V214H107V215H110V212H109V209H110V204L112 205V203L113 204H116L117 203V205L119 204V206L121 205V207H123V205H124V203L126 202V201H124V203H123V205H122V203L121 202H123V200H125V199H127L128 200V198H126L127 197V194H126V196H125V194L122 196L121 195V192L123 193H125L126 191H128V190H130L129 189V182H130V178H136V175H135V172H138L139 174L137 175V178H136V180H138V185H142V187L143 186H147V187H151L152 189H153V186H152V184L154 185V182H152V181H154V180H157L158 178H160V177H162V176H160L163 172H158V175H159V173H160V177H158V178H156V179H154V180H152V177H151V180H150V177L148 176L149 175V172L148 171H150V169H151V166H153V165H151L152 163H153V160H149L148 161V159L146 158V157H144L143 155H141V156H139V157H141V158H137V156L135 157V159H138V161L136 162V163H138V165L135 167V166H133V171H135L134 173L132 172V170L131 169H129L130 171H131V174L129 173V175H127L126 173V175H124V174H122V172L120 171V169L122 168V169H125L123 166H124V163H120L119 161V164H116L117 163V161L116 162H114L113 160H114V158H113V156H115L116 154H117V152H118V150H119ZM121 148V149H122ZM126 148V147H125ZM135 148V149H136ZM150 148V147H149ZM36 149V148H35ZM37 149H40V148H37ZM70 149V148H69ZM72 149V148H71ZM84 149V148H83ZM120 149V150H121ZM136 149V150H137ZM159 149V148H158ZM31 150V149H30ZM82 150V149H81ZM86 150V149H85ZM125 150V149H124ZM134 150V149H133ZM139 150H140V148H139ZM138 150V151H139ZM160 150V149H159ZM167 150V149H166ZM169 150H171V149H169L168 148V153L170 152ZM256 152L258 153V154H263V163H264V148H263V146H259V147H256ZM77 151V150H76ZM137 151V152H138ZM152 151V150H151ZM162 151V150H161ZM163 151H164V148H163ZM17 152V153H18ZM37 152V151H36ZM42 152H44L43 150H42ZM49 152V151H48ZM52 152V151H51ZM122 152V151H121ZM126 152H127V150H126ZM136 152V153H137ZM142 152V151H141ZM160 152V151H159ZM27 153V152H26ZM58 153V152H57ZM71 153V152H70ZM105 153H102V154H105ZM120 153V152H119ZM119 153L117 154L118 156H122L123 157V154L122 155H119ZM123 153V152H122ZM138 153H140V152H138ZM142 153H144V152H142ZM158 153V152H157ZM9 154V153H8ZM19 154V156H21ZM31 154V153H30ZM36 154V153H35ZM53 154V153H52ZM51 154V155H52ZM74 154V153H73ZM151 154V153H150ZM149 154V155H150ZM161 154V153H160ZM172 154V150H171V152L168 154V155H171ZM23 155V154H22ZM34 155V154H33ZM33 155H31L32 156V159H33ZM48 155V154H47ZM81 155V154H80ZM86 155V154H85ZM116 155V156H117ZM147 155V154H146ZM149 155H147V156H149ZM173 155V154H172ZM171 155V156H172ZM17 156V155H16ZM16 156H15V158H16ZM57 156V155H56ZM70 157H71V155H69ZM96 156V155H95ZM115 156V157H116ZM143 156V157H142ZM27 157V156H26ZM43 157V156H42ZM45 157V156H44ZM46 157H49V156H46ZM61 157V156H60ZM75 157V156H74ZM73 157V158H74ZM120 157H119V159H120ZM121 157V158H122ZM152 157V156H151ZM150 157V158H151ZM167 157V156H166ZM173 157V156H172ZM172 157H170V158H172ZM25 158V157H24ZM28 158V157H27ZM26 158V161H28V159ZM53 158V157H52ZM58 158H59V156H58ZM58 158H56V159H58ZM64 158H66L65 156H64ZM72 158V157H71ZM94 158V157H93ZM98 158V157H97ZM100 158V157H99ZM125 158V156L123 157V159ZM131 158V157H130ZM149 158V157H148ZM154 158V157H153ZM157 158H159V156L157 157ZM16 159H19V158H16ZM16 159H14V160H16ZM38 159V158H37ZM37 159H35V160H37ZM39 159H40V157H39ZM50 159V158H49ZM76 159H77V157H76ZM80 159V158H79ZM94 159H96V158H94ZM116 159V158H115ZM134 159V158H133ZM156 159V158H155ZM163 159H165L166 160V162L168 161V163H167V171H168V166H170V169H172V168H175L176 167V163L174 162V160L173 159H169V158H164L163 157ZM3 160H5V161H3ZM20 160V159H19ZM46 160L47 161H50V162H45V160H42L41 162H39L40 164V167H38V168H47L48 169V167H46L47 165L49 166V169H48V171L50 170L51 172L53 171H55L56 169H58V168H62V167H64V166H62V167H60V165L61 164H59V163H56L55 161L56 160H48L47 158H46ZM62 160V159H61ZM78 160V159H77ZM117 160V159H116ZM127 161H128V159H126ZM23 161V160H22ZM33 161V160H32ZM38 161V160H37ZM36 161V162H37ZM59 162H60V160H58ZM57 161V162H58ZM68 161V160H67ZM71 161V160H70ZM79 161H81V159L79 160ZM78 161V163H80ZM83 161V160H82ZM94 161V160H93ZM129 161H130V159H129ZM128 161V162H129ZM155 161V160H154ZM12 162H14V161H11V163ZM16 163H17V161H15ZM19 162V161H18ZM25 162V161H24ZM63 162V161H62ZM65 163H66V161H64ZM69 162V161H68ZM77 162V161H76ZM152 162V163H151ZM158 161H156V163H157ZM26 163V162H25ZM34 163V162H33ZM61 163V162H60ZM72 163H73V161H72ZM72 163H70V164H72ZM74 163H75V161H74ZM84 163V162H83ZM130 163V162H129ZM128 163V164H129ZM162 165L161 166H164L165 167V165H166V163H165V165H164V162L162 163V162H160ZM194 163V162H193ZM14 164V163H13ZM12 164V165H13ZM18 164V163H17ZM19 164H20V162H19ZM63 164V163H62ZM76 164V163H75ZM85 164V163H84ZM83 164V165H84ZM127 164V165H128ZM11 165V164H10ZM9 165V166H10ZM22 165H24V164H22ZM82 165V166H83ZM126 165V167L128 168V166ZM131 166H132V164H130ZM156 165H158V166H156ZM155 166L157 167V169H160V167H159V164H156ZM18 166V165H17ZM67 166V165H66ZM70 166H72V165H70ZM69 166V167H70ZM193 166V165H192ZM14 168H15V166H13ZM68 167V166H67ZM78 167V166H77ZM80 168H81V166H79ZM84 167V166H83ZM83 167H82V169H83ZM135 167V168H134ZM159 167V168H158ZM4 168H6L5 170H4ZM9 168V167H8ZM12 168V167H11ZM20 168V167H19ZM23 168H25V167H23ZM31 168V167H30ZM86 170H87V167L85 166L84 167ZM131 168V167H130ZM148 168H150L149 170H148ZM192 168V167H191ZM28 169V168H27ZM63 169V168H62ZM76 169V168H75ZM78 169V168H77ZM156 169V168H155ZM37 170V169H36ZM39 170H41V169H39ZM59 170V169H58ZM58 170H56V171H58ZM79 170V169H78ZM127 170V169H126ZM128 170V172H130ZM152 170H154V168H152L151 169V172H152ZM173 170V169H172ZM34 171V170H33ZM43 171V170H42ZM47 171V172H48ZM56 171H55V174H56ZM59 171H61V170H59ZM77 171V170H76ZM82 171V170H81ZM80 170L78 171V172H81ZM85 171V170H84ZM83 171V172H84ZM157 171V170H156ZM155 171V172H156ZM159 171V170H158ZM161 171V170H160ZM163 171V170H162ZM175 171V170H174ZM9 172V170L7 171V173ZM40 172V171H39ZM51 172H48V173H51ZM52 172V173H53ZM63 172V171H62ZM67 172V171H66ZM83 172H81V174H83ZM87 172V171H86ZM85 172V174L86 175H88L87 173ZM126 172V171H125ZM154 172V171H153ZM152 172V173H153ZM170 173H169V175H171L172 174V172L173 171H169ZM196 172V171H195ZM4 174H6V172H3ZM10 173V172H9ZM28 173V172H27ZM44 173V172H43ZM43 173H41L40 172V174H36L37 176L38 175H40L41 177H43L42 176V174ZM150 173L152 176H153V174H155V173ZM32 174V176H33V173H31ZM30 174V175H31ZM47 174V173H46ZM54 174V173H53ZM64 174V173H63ZM66 174V173H65ZM64 174V175H65ZM89 174V175H90ZM166 174H168V172H166ZM1 175V174H0ZM14 175V174H13ZM27 175V174H26ZM25 175V176H26ZM34 175H35V173H34ZM44 175V174H43ZM51 175V174H50ZM74 176H75V174H73ZM84 175V174H83ZM165 175V174H164ZM12 176V175H11ZM18 176V175H17ZM29 176V175H28ZM32 176H29V177H32ZM52 176V175H51ZM58 175L56 174V177H57ZM62 176V175H61ZM60 176V177H61ZM66 176H68V175H66ZM73 176V177H74ZM77 176V175H76ZM79 176V175H78ZM167 176V175H166ZM175 176H176V174H175ZM179 176V175H178ZM2 177H3V174H2ZM29 177H26V179L24 178V180H16V182H17V185L14 187V189H16V190H20V192H21V194H19L20 192H18L17 194H16V196H15V194L13 195H10L9 197L11 198L12 197V199L14 198V199H19V202L21 203V202H23L22 204H20V205H22V206H20L21 208H19V209H21L22 210V208L24 207V208H26V212L23 214V213H20L21 212V210L19 211V210H17L20 214H21V216H20V214L18 213V212H16V208L17 207H15L14 209H15V211H14V209H13V207L11 208L12 210H10V212H8L7 211V209H6V213H5V217H6V214H9L11 217H13L10 221L12 222H10L9 223V221H8V219L7 218H5V220H7V222L9 223V225L10 226H8V225H6V226H8L9 228L8 229H10L9 230V235L8 234H4V235H7V236H1L0 235V264H15L14 263V261H16V260H13L12 258L14 257V255L17 253H19L18 254V256H20V257H22V259H23V261H22V264H31V263H33V260H34V256H32V252H33V250H35L36 251V249H37V244L40 242V243H44V245L43 246H45V244H51V242L54 244V242L52 241V240H55V241H59V243L60 244H67L68 243V239L67 238H64V235L67 233V230H65V229H61L62 231H60L59 230V228H63L62 227V225H63V223L61 222V224L59 223V222H56V220H55V222L57 223V225L55 224V226H54V224H53V226H51V224H50V222L52 221L53 222V220L54 219H61L63 216H65L66 215V217H67V221L66 222H75V213L76 212H74V213H72V214H68V212L67 211H65V209H66V207H68V208H70L71 207V205H76L78 208L80 207L81 208V205H82V203H81V205H80V203H79V201L78 202H71V201H67V200H65L64 198L62 199L61 198V196H55L54 194H51V193H46V192H48L47 190H48V188H49V186H51L52 184H50V183H54L55 184V181L54 182H51L52 181V179L51 178H47V180L45 179V181H43L42 183L40 182V181H38V182H40V183H34V181L36 180L35 178H37L36 176L34 177V178H31L33 181H31L30 179H29ZM44 177H46V176H44ZM48 177V176H47ZM50 177V176H49ZM54 178H56L55 176H53ZM82 177V176H81ZM87 177V176H86ZM155 176H153V178H154ZM157 177V176H156ZM194 177V176H193ZM197 177V176H196ZM8 178V177H7ZM15 178H17V177H15ZM40 178V177H39ZM39 178H37V179H39ZM59 178V177H58ZM62 178V177H61ZM64 178V177H63ZM63 178L62 179H60L59 178V180H63ZM67 178H70V177H67ZM84 178V177H83ZM176 179H177V177H175ZM174 178V179H175ZM180 178V177H179ZM13 179H14V177H13ZM19 179H20V177H19ZM40 179H42V178H40ZM71 179H73L72 178V176H71ZM76 179H78V178H76ZM87 179H89V178H87ZM86 179V180H87ZM93 179V178H92ZM2 180H4L5 181V179L3 178V179H1L0 180V183H1V181ZM9 180V179H8ZM8 180H6L7 182H8ZM43 180H44V178H43ZM50 181V183H49V181ZM53 180H55V179H53ZM65 180V179H64ZM69 181H70V179H68ZM80 180V179H79ZM79 180H77V181H79ZM84 180V179H83ZM128 180H129V182H128ZM200 180V179H199ZM6 181H5V183H6ZM12 180H10V182H11ZM18 181H19V183L20 184H18ZM22 181V182H21ZM68 181V183H70ZM82 181V180H81ZM121 181H124V184L122 185V186H120V185H118L119 184V182L121 183ZM74 183H75V181H73ZM73 182H71V184L73 183ZM80 182V181H79ZM79 182H77L78 183V188L79 187H81V186H79ZM84 182V181H83ZM88 181H86V183H87ZM134 182V181H133ZM156 182V181H155ZM179 182V181H178ZM203 182H205V181H203ZM5 183L4 184H0V187H1V189L3 188V187H5L6 185H5ZM62 183V182H61ZM94 183V184H93ZM118 183V184H117ZM123 183V182H122ZM166 183H168L167 181H166ZM165 183V181H164V184H166ZM197 183V182H196ZM10 184V183H9ZM12 185H13V183H11ZM16 183H14V185H15ZM39 184V185H38ZM59 184V183H58ZM58 184H56V186L58 185ZM66 184V183H65ZM84 184V183H83ZM159 184V183H158ZM163 184V185H164ZM169 184H170V182H169ZM4 185V186H3ZM62 185V184H61ZM68 185V184H67ZM74 185V184H73ZM72 185V187L74 188L75 186H76V184H75V186H73ZM90 185V184H89ZM91 185H90V188L92 189L93 188V186L91 187ZM137 185V186H138ZM140 185V186H141ZM156 185V184H155ZM180 185V184H179ZM10 186V185H9ZM8 186V187H9ZM63 186H64V183H63ZM69 186V185H68ZM71 186V185H70ZM69 186V187H70ZM88 186V185H87ZM133 186H134V184H133ZM157 186V185H156ZM159 186V185H158ZM158 186H157V188L156 189H158ZM166 186V185H165ZM191 186V185H190ZM198 186V185H197ZM54 188H56L55 187V185L53 186ZM60 187H62V186H60ZM59 187V189H61ZM67 187V186H66ZM65 187V188H66ZM69 187L67 188V189H69ZM120 187L122 188L123 187V191L122 190H120ZM145 187H143V188H145ZM161 188H162V186H160ZM173 187V186H172ZM194 187V186H193ZM196 187V186H195ZM202 187V186H201ZM200 187V189H203V188H201ZM58 188V187H57ZM57 188H56V191H57ZM89 188V187H88ZM95 188V189H96ZM161 188H160V192H162V193H160V194H162V196L160 195V194H158L159 196H161V200H162V197L164 198V199H166V198H170V199H172L173 201H174V203L175 202H177V209H175V211H172V210H170V211H172L173 213L175 212L176 214H173L172 212L170 213V215L168 216V214H167V212H166V214L167 215H164L165 214V212H162L163 210H162V208H161V210L159 209V208H157V209H155L156 207H158V206H156L155 208H154V210H157L158 211V209H159V211H160V213L162 212L163 214H160V219L158 220H156L155 222H153L152 220H151V218H146L147 220H145L144 222L142 221L141 222V224H137V223H132V224H130L129 223V221H128V223L130 224V226H127V227H125L123 230H125V231H123V233H124V235H123V237L122 238H120L121 240L118 242L116 239L117 238H115V236L112 234V232L110 233V235H107V236H100L99 238H97V240H95V244H91V245H95V247L94 246H92L93 247V249L95 248L97 251H99V253H97V252H95V254H96V258L97 259H100V260H102V263L103 264H143V262L146 260L145 258V260L144 261H142V258L143 257H147L148 259H147V263L148 264H190V262L191 261H194L195 262V264H197L196 263V261L195 260H189V262L188 263H186L187 261H186V259H188L189 258V256L190 255H194L195 254V250H193V251H189L188 250V252L187 253H183V251L184 252H186L187 251V249H185L184 250V248L186 247V246H188V244H189V241H190V239L192 238V236H191V234L190 233H186V231H192L193 229H190L191 227H187V226H189V224H182L184 221H185V219H184V217H183V221H182V217L180 218H178V219H176L178 216H183V213L185 212V210H187L186 208H187V206L186 205H188L187 203H189V201H188V199L186 200V198H185V192L187 191H185V192H183L184 190L182 189V191H181V189H178V187H174L175 189H162V191H161ZM166 188H167V186H166ZM0 189V190H1ZM50 189V188H49ZM51 189H52V187H51ZM64 189V188H63ZM62 189V190H63ZM77 189V188H76ZM94 189V188H93ZM98 189H100V188H98ZM128 189V190H127ZM154 189H155V186H154ZM199 189V190H200ZM10 190V189H9ZM13 190V189H12ZM15 190V191H16ZM65 190V189H64ZM63 190V191H64ZM74 189H72V191H73ZM140 190V189H139ZM143 190V189H142ZM149 190H150V188H149ZM148 190V191H149ZM158 190H155V192L156 191H158ZM2 191V190H1ZM0 191V192H1ZM5 191V190H4ZM49 191H51V190H49ZM53 191H55V190H53L52 189V192ZM70 191H71V188H70ZM86 191V190H85ZM94 191H96V190H94ZM202 192H204L205 194H206V191H204V190H201ZM65 192H67V190L65 191ZM69 192V191H68ZM74 192H76L78 195L80 194V192H81V189H80V192H79V190H74ZM79 192V193H78ZM92 192V191H91ZM102 192V191H101ZM139 192V191H138ZM135 193L136 195L137 194H140V192L139 193ZM144 192H145V189H144ZM144 192H142L143 194H146V193H144ZM146 192H147V190H146ZM202 192H201V194H202ZM2 193V192H1ZM56 193V192H55ZM72 193V192H71ZM83 193V191L81 192V194ZM85 193V192H84ZM95 194H96V192H94ZM98 193V192H97ZM148 193H152L151 194V197H152V195H153V190L151 191V192H148ZM157 193V192H156ZM199 193V192H198ZM203 193V194H204ZM19 194V195H18ZM65 194H67V193H65ZM69 194H70V192H69ZM201 194H200V196H201ZM204 194V195H205ZM61 195V194H60ZM72 195V194H71ZM70 195V196H71ZM88 195H90L89 194V189H88ZM94 195V194H93ZM100 195V194H99ZM148 195V194H147ZM158 195H157V197H158ZM209 195V194H208ZM207 195V196H208ZM77 196V195H76ZM81 196V195H80ZM83 196V195H82ZM87 196V195H86ZM91 196H92V193H91ZM95 196V195H94ZM144 195H142V197H143ZM154 196H156V194L154 195ZM186 196H188V195H186ZM211 196V195H210ZM4 197V196H3ZM6 197V196H5ZM19 197V198H18ZM73 197V196H72ZM75 197V196H74ZM73 197V198H74ZM85 197V196H84ZM83 197V198H84ZM89 198H90V196H88ZM93 197V196H92ZM100 197V196H99ZM99 197H98V199H99ZM101 197H103V196H101ZM100 197V198H101ZM121 199H120V198ZM129 197H130V195H129ZM145 197H147V196H145ZM203 197V196H202ZM111 199V200H117V201H115V203L114 202H110V200H106V199ZM141 198V197H140ZM139 198V199H140ZM150 198V197H149ZM154 198V197H153ZM156 198V197H155ZM205 198V197H204ZM204 198H203V200H204ZM2 199V198H1ZM5 199H7L8 200V198L6 197V198H4V200ZM69 199V198H68ZM76 199V198H75ZM80 199H81V197H80ZM85 199V198H84ZM102 199H104V198H102ZM119 199L120 200H122L121 202L119 201ZM131 200L133 199V198H130ZM142 199V198H141ZM145 199V198H144ZM158 200L157 201H160V202H163V201H165V200H159V198H157ZM207 199V198H206ZM3 200V199H2ZM3 200V201H4ZM7 200H6V202H7ZM76 200H78V199H76ZM82 200V199H81ZM87 200V199H86ZM91 201H92V198L90 199ZM89 200V201H90ZM130 200V201H131ZM143 200V199H142ZM167 200V199H166ZM171 200V201H172ZM15 201V200H14ZM82 201H85V200H82ZM82 201H80V202H82ZM99 201H100V199H99ZM102 201V200H101ZM119 201V202H118ZM145 201V203H146V201H148V200H144ZM186 201H188L187 203H186ZM12 203H13V201H11ZM16 202V205L15 206H17V201H15ZM128 202H129V200H128ZM132 202V201H131ZM133 202H134V200H133ZM138 201H136V203H137ZM141 202H143V201H141ZM149 202H151V201H149ZM149 202H147L146 204L144 203H142L143 205H140L139 207H141V206H144L143 208H150L151 207V209L153 210V207H152V202L151 203H149ZM160 202H158V203H160ZM169 202V201H168ZM168 202H164V203H167L168 204ZM210 202V201H209ZM88 203V202H87ZM93 201H92V205H93ZM100 203V202H99ZM121 203V204H120ZM127 203V202H126ZM153 203H155V202H153ZM173 203V202H172ZM83 204H85V202L83 203ZM141 204V203H140ZM150 204H151V206H150ZM156 204V203H155ZM160 204H162V207H163V209H165L166 211L169 209V204H168V207H167V204H166V206H165V204H164V206H163V203H160ZM160 204H158L159 206H160ZM5 205V204H4ZM8 205H10V204H8ZM19 205V204H18ZM85 205H87V204H85ZM92 205H91V207H92ZM125 205H128V204H125ZM124 205V206H125ZM134 205V204H133ZM136 205H139V202H138V204H136ZM173 205V204H172ZM175 205V206H176ZM10 206H12V205H10ZM55 206H57V207H60L59 208V210H56V209H58V208H54ZM70 206V207H69ZM113 206V205H112ZM111 206V207H112ZM118 206V207H119ZM174 206V205H173ZM83 207H86V206H84L83 205ZM88 207V206H87ZM116 207V206H115ZM115 207H112L111 209H113V208H115ZM210 207V206H209ZM8 208V207H7ZM64 208V209H63ZM72 208H74V207H72ZM72 208H70L71 210H72ZM77 208V209H78ZM117 208V207H116ZM115 208V209H116ZM128 208V207H127ZM143 208H141V210H144ZM147 208H146V210H147ZM189 208V207H188ZM208 208V207H207ZM214 208V207H213ZM1 209V208H0ZM55 209V210H54ZM84 209V208H83ZM89 209V208H88ZM91 209V208H90ZM94 209V208H93ZM118 209H120V208H118ZM124 209V208H123ZM122 209V210H123ZM133 209H135V208H133ZM170 209H171V207H170ZM206 209V208H205ZM210 209V208H209ZM212 209V208H211ZM9 210V209H8ZM66 210H68V211H70L69 209H66ZM137 210V209H136ZM146 210H144L145 212H146ZM164 210V211H165ZM2 210H0V212H1ZM12 211V212H11ZM23 212L25 211V210H22ZM52 211L54 212L55 211V214H53L52 213ZM78 211H79V209H78ZM87 211V210H86ZM85 211V212H86ZM116 211L117 212H115L114 213V216H112V217H114L115 218V220H116V222H118L117 220L120 218V217H122V216H115V215H117L119 212L120 213H122L121 212V210L120 211H118L117 209H116ZM128 211V210H127ZM126 211V212H127ZM133 211V210H132ZM138 211V210H137ZM188 211V210H187ZM210 211H213V210H210ZM210 211H208V213L210 214ZM220 211V210H219ZM219 211H217V212H219ZM71 212V211H70ZM91 212V211H90ZM98 212V211H97ZM98 212V213H99ZM111 212H113V211H111ZM139 212V211H138ZM214 213H216L215 211H213ZM213 212H211V213H213ZM4 213V212H3ZM3 213H1V214H3ZM98 213H97V215H98ZM129 213V212H128ZM137 213V212H136ZM141 213V212H140ZM142 213H143V211H142ZM147 213H148V210H147ZM149 213H153L152 211L150 212L149 211ZM220 213V212H219ZM101 214V215H102ZM113 214V213H112ZM111 214V215H112ZM145 214V213H144ZM156 214H158L156 211H155V215ZM181 214V215H180ZM185 214H186V212H185ZM188 214L189 213H187L186 215H187V218H188ZM204 214H206V212L204 213ZM217 214V213H216ZM79 215V214H78ZM119 215H122V214H119ZM124 215V214H123ZM126 215V214H125ZM128 215V214H127ZM131 215L133 216V214L131 213ZM131 215H129L130 217H131ZM147 215V214H146ZM150 215V214H149ZM149 215H147L148 217H149ZM152 215H154V214H152ZM152 215H150V216H152ZM154 215V216H155ZM207 215V214H206ZM215 215V214H214ZM3 216V217H4ZM9 216V217H10ZM139 216V215H138ZM141 216H143V217H145L144 215H141ZM146 216V217H147ZM159 216V215H158ZM167 216V217H166ZM192 216H193V214H192ZM192 216H190V217H192ZM210 216H211V214H210ZM209 216V217H210ZM218 216V215H217ZM8 217V216H7ZM96 217V216H95ZM106 217V216H105ZM108 217V216H107ZM128 217V216H127ZM126 217V218H127ZM134 217V216H133ZM214 217V216H213ZM215 217H216V215H215ZM214 217V219H217V218H215ZM1 218H2V215H1ZM18 218V219H17ZM20 218V219H19ZM21 218H24L23 220L21 219ZM52 218H54V219H52ZM101 218V217H100ZM154 218V217H153ZM156 218H158V217H156ZM186 218V217H185ZM212 218V217H211ZM77 219H79V218H76V220ZM111 220H112V218H110ZM141 219V218H140ZM139 219V220H140ZM144 219V218H143ZM162 219V220H161ZM180 219V220H179ZM214 219H213V222H214ZM90 220V219H89ZM110 220V221H111ZM115 220H113V221H115ZM131 220V219H130ZM137 220V219H136ZM152 222H151V221ZM154 220V219H153ZM187 220V219H186ZM193 220V219H192ZM253 220V219H252ZM22 221V222H21ZM78 221H80V220H78ZM108 222V224L110 223V225H109V227H108V224H107V226H106V229H105V231L107 232V230L108 231H112L113 230V228L112 227H114L115 226V224H114V222ZM123 221V220H122ZM174 221H176L177 223H175ZM190 221V220H189ZM216 221V223H217V220H215ZM3 221H1V223H2ZM65 222V223H66ZM95 222V221H94ZM186 222V221H185ZM184 222V223H185ZM193 222V221H192ZM1 223H0V226H2L1 225ZM6 223V222H5ZM77 223V222H76ZM81 223V222H80ZM126 223H127V221H126ZM189 223V222H188ZM191 223V222H190ZM195 223V222H194ZM7 224V223H6ZM68 224V223H67ZM97 224V223H96ZM176 225V224H178V225H176L177 226V230H175L176 231V233L173 231L174 229H170L169 227V225ZM193 224V223H192ZM209 224V223H208ZM95 225V224H94ZM99 225V224H98ZM104 225V224H103ZM124 225V224H123ZM122 225V228L124 227ZM126 225V224H125ZM195 225V224H194ZM193 225V226H194ZM210 225V224H209ZM66 226H68V225H66ZM74 226V230H75V228H76V230L74 231L73 230V235H72V239L75 241L77 238H78V240H79V236H81V233H80V227L78 228L75 224L73 225ZM84 226H86V225H84ZM120 226V225H119ZM169 226V227H168ZM178 226H180V227H178ZM216 226V225H215ZM214 226V227H215ZM5 227V226H4ZM103 227H105V226H103ZM174 227V226H173ZM196 227V226H195ZM1 228V227H0ZM2 228H3V226H2ZM36 228H40V231L39 232H37V230H36ZM82 228V227H81ZM84 228V227H83ZM115 228V227H114ZM194 228V227H193ZM6 230H8L7 228H5ZM188 229V230H187ZM197 229H199V228H197ZM2 231L4 230V229H1ZM5 230V231H6ZM90 230V229H89ZM180 230L182 231V232H180ZM196 230V229H195ZM70 232H71V230H69ZM104 231V232H105ZM204 231V230H203ZM1 232V231H0ZM4 232V231H3ZM11 232V233H10ZM178 232V233H177ZM179 232H180V234L181 233H185L186 234V236L185 237H187L188 236V234L190 235V239L188 238V240L186 239H182L181 237H183L184 235H182L181 237L179 236ZM208 232V231H207ZM36 233H40V235H41V240L39 239V238H37L36 237ZM90 233H92V231L90 232ZM103 233V232H102ZM122 233V234H123ZM205 233V232H204ZM69 234V233H68ZM99 234V233H98ZM101 234V233H100ZM99 234V235H100ZM112 234V235H111ZM137 234H142V235H144V237H146V238H151L149 241V243H150V245L151 246H153V248L155 249V251L156 250H158V252H155V253H151L150 254V252H146L145 250L144 251H142L139 247H141L140 245H139V247H137V245H138V243H137V245L135 244V242H137V241H130V239L131 238H133V240L134 239H137L136 238V236H137ZM92 235V234H91ZM94 235V234H93ZM225 235H226V233H225ZM66 236H67V234H66ZM211 236V235H210ZM223 236V235H222ZM37 238V240H35L36 238ZM70 237V236H69ZM68 237V238H69ZM93 237V236H92ZM102 237V238H101ZM135 237V238H134ZM143 237V236H142ZM185 237H183V238H185ZM189 237V236H188ZM202 237V236H201ZM83 238V237H82ZM119 238V237H118ZM195 238V237H194ZM228 239H229V237H227ZM39 239V240H38ZM52 239V240H51ZM90 239V238H89ZM143 239H145V238H143ZM227 239V240H228ZM232 239V238H231ZM262 239V240H263ZM43 240V241H42ZM132 240V239H131ZM140 240H142L141 239V235H140ZM206 240V239H205ZM208 240V239H207ZM70 242L72 241V240H69ZM80 241H82V240H80ZM146 241H147V239H146ZM194 241V240H193ZM199 241V240H198ZM197 241V242H198ZM230 241V240H229ZM38 242V243H37ZM86 242V241H85ZM88 242V241H87ZM87 242H86V244H87ZM90 242V241H89ZM138 242H140V241H138ZM143 242V241H142ZM226 242V241H225ZM263 242H264V240H263ZM37 243V244H36ZM55 243H57V242H55ZM76 243V242H75ZM81 243V242H80ZM111 243H115L114 245L112 244V246H113V248L115 247V245H117L118 247L116 248V249H112V247H111V249H109L110 248V246H111ZM149 243H147V244H149ZM218 243V242H217ZM234 243V242H233ZM129 244H130V246H129ZM231 244V243H230ZM236 244V243H235ZM238 244V243H237ZM240 244V243H239ZM42 245V244H41ZM204 245V244H203ZM243 245V244H242ZM52 246V245H51ZM53 246H60L59 244L58 245H53ZM73 246V245H72ZM76 246V245H75ZM78 246V245H77ZM80 246V245H79ZM78 246V247H79ZM88 246V245H87ZM190 246V245H189ZM195 246V245H194ZM224 246V245H223ZM46 247V246H45ZM48 247H50V245L48 246ZM56 247V249H58ZM63 247H64V245H63ZM62 247V248H63ZM66 247L67 246H65L64 248V250L66 251L67 249H66ZM78 247H76V248H78ZM182 247H184L183 249H182ZM238 247V246H237ZM19 248H23V250L22 251H20V250H17V249H19ZM36 248V249H35ZM40 248V247H39ZM67 248H69V247H67ZM145 248V247H144ZM186 248H188V247H186ZM191 248H192V246H191ZM191 248H190V250H191ZM195 248H196V246H195ZM194 247H193V249H195ZM219 248V247H218ZM235 248V247H234ZM25 249V250H24ZM44 249H47L46 250V252L48 251V248H44ZM53 249H54V247H53ZM75 249V248H74ZM73 249V250H74ZM108 249V250H107ZM181 249V250H180ZM198 248H196V250H197ZM220 249V248H219ZM218 249V250H219ZM242 249V248H241ZM38 250V249H37ZM42 251H40V249L38 250V251H40V252H44L43 254H46L47 255V253L45 252V251H43V249H41ZM61 250V252H62V249H60ZM60 250H59V253H60ZM70 250V249H69ZM72 250V249H71ZM70 250V252H72ZM85 250V249H84ZM152 250V249H151ZM183 250V251H182ZM202 250V249H201ZM215 250H216V248H215ZM233 250V249H232ZM37 251V252H38ZM54 251V250H53ZM58 251V250H57ZM75 251V250H74ZM77 251V250H76ZM86 251V250H85ZM154 251V250H153ZM152 251V252H153ZM180 251H182V253L180 252ZM199 250H197L196 251V254H198L197 252H198ZM203 251V250H202ZM202 251H200L199 253H201ZM210 251V250H209ZM221 251V250H220ZM40 252H38V253H40ZM51 253H54V252H52V251H50ZM68 252V251H67ZM66 252V253H67ZM80 252V251H79ZM79 252H77L78 254H79ZM225 252V251H224ZM231 252V251H230ZM34 253V252H33ZM38 253L37 254H35L34 253V255H36V256H38ZM64 253V252H63ZM206 253V252H205ZM204 253V254H205ZM16 254V255H17ZM41 254V253H40ZM39 254V255H40ZM69 254V253H68ZM67 254V255H68ZM71 254H75L74 252L73 253H71ZM85 254H87L86 252H85ZM93 254V253H92ZM212 254V253H211ZM82 255H84V254H82ZM87 255H89V254H87ZM86 255V256H87ZM198 255H202V254H198ZM35 256V257H36ZM47 256H50V255H47ZM59 256V258L61 259V258H63V257H60L61 255H58ZM64 256V255H63ZM80 256V255H79ZM205 256V255H204ZM224 256V255H223ZM16 257V256H15ZM41 257V256H40ZM52 257V256H51ZM50 257V258H51ZM55 257V256H54ZM65 257V256H64ZM191 257V256H190ZM209 257H210V254H209ZM228 257V256H227ZM38 258V257H37ZM53 258V257H52ZM68 258V257H67ZM81 258V257H80ZM39 259H41V258H39ZM58 259V258H57ZM64 259H66V258H64ZM73 259V258H72ZM78 259V258H77ZM91 259V258H90ZM94 259V258H93ZM190 259V258H189ZM193 259V258H192ZM199 259V258H198ZM207 259H208V261H209V259L210 258H208L207 257ZM53 260V259H52ZM74 260V259H73ZM154 260V262L152 263V261ZM197 260V259H196ZM205 260H206V258H205ZM221 260V259H220ZM39 261H41V260H39ZM48 261H50V260H48ZM55 263L58 261H55V260H53ZM60 261H62V260H60ZM67 261V260H66ZM75 261V260H74ZM198 261V260H197ZM200 261V260H199ZM203 262H202V264H204L206 261H204V260H202ZM213 261V260H212ZM211 261V262H212ZM64 262V261H63ZM68 262H70V261H68ZM80 262V261H79ZM83 262V261H82ZM85 262V261H84ZM114 262H116V263H114ZM194 262H191L192 264H194ZM210 262V261H209ZM209 262H206L207 264H209ZM219 262V261H218ZM34 263H36L35 262V260H34ZM54 263V264H55ZM60 263V262H59ZM74 263V262H73ZM146 262H144V264H145ZM199 263V262H198ZM228 263V262H227ZM42 264V263H41ZM45 264V263H44ZM50 264V263H49ZM58 264V263H57ZM87 264V263H86ZM199 264H201V263H199ZM211 264V263H210ZM213 264V263H212ZM215 264H216V262H215ZM221 264H223V263H221Z\"/></svg>",
    "mask_w": 264,
    "mask_h": 264
},
{
    "label": "built area",
    "instance_id": "obj_3",
    "mask_svg": "<svg viewBox=\"0 0 264 264\" xmlns=\"http://www.w3.org/2000/svg\"><path fill=\"white\" fill-rule=\"evenodd\" d=\"M60 46L67 51L73 73L97 110L113 101L124 119L146 111V81L137 52L121 40L111 22L106 28L93 11L104 8L102 0H42ZM106 12V11H105ZM96 113V112H94Z\"/></svg>",
    "mask_w": 264,
    "mask_h": 264
},
{
    "label": "water",
    "instance_id": "obj_4",
    "mask_svg": "<svg viewBox=\"0 0 264 264\" xmlns=\"http://www.w3.org/2000/svg\"><path fill=\"white\" fill-rule=\"evenodd\" d=\"M166 10L184 44L212 115L244 184L251 204L264 230V194L253 172L245 147L222 98L219 87L200 47L190 20L180 0H164ZM94 17L104 27H110L103 8L94 10ZM132 40L126 43L131 44Z\"/></svg>",
    "mask_w": 264,
    "mask_h": 264
}]
</instances>
